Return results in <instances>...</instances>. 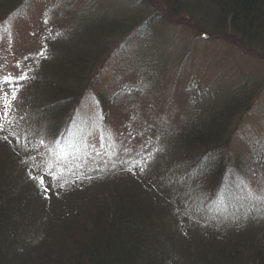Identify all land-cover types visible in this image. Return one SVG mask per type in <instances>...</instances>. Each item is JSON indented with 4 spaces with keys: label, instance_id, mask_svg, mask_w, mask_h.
<instances>
[{
    "label": "rangeland",
    "instance_id": "1",
    "mask_svg": "<svg viewBox=\"0 0 264 264\" xmlns=\"http://www.w3.org/2000/svg\"><path fill=\"white\" fill-rule=\"evenodd\" d=\"M28 1L0 22V95L11 99L19 84L29 83L17 88L9 116L0 119V138L14 137L20 146L8 157L14 178L24 174L23 189L43 198L35 235L61 227L64 219L56 215L68 212V202L73 209L105 196L107 183L155 195L167 214L178 211L177 228L194 216L191 250L205 243L204 216L232 229L247 211H264L263 53L217 26L201 0L172 1V7L168 0ZM103 20L120 24L121 33L108 39L93 71L76 80L81 92L67 101L69 112L42 109L46 102L32 87L51 75L47 66L59 65L65 41L76 43L79 32ZM22 74L29 80L18 79ZM6 77L12 79L5 83ZM250 91H255L250 104L224 138L227 174L210 202L193 182L212 158L197 167L181 162L178 135L188 120L220 111L230 97ZM9 143L13 149L15 142ZM159 153L166 159L159 160ZM45 189L50 194L43 197Z\"/></svg>",
    "mask_w": 264,
    "mask_h": 264
},
{
    "label": "trees",
    "instance_id": "2",
    "mask_svg": "<svg viewBox=\"0 0 264 264\" xmlns=\"http://www.w3.org/2000/svg\"><path fill=\"white\" fill-rule=\"evenodd\" d=\"M172 1L180 0H168L166 4L172 7ZM28 2L0 0V22ZM200 2L213 14L217 26L229 28L246 46L264 54V0ZM119 28L120 24L115 21L94 22L79 32L76 43L73 38L65 41L62 52H58L60 59L56 63L59 65L47 66L51 75L32 87L36 88L40 100L46 102L42 109L60 112L63 108L62 113L69 112L67 101L81 92L77 81L80 83L83 79L82 72L93 71L109 44L108 39L121 33ZM27 85V82L21 83L16 89ZM254 92L230 97L226 104H221L220 111L200 113L188 120L189 124L178 135L181 162L196 166L209 156L212 158L200 181L193 182L210 202L218 198L225 183L224 138L228 127L248 107ZM62 102L67 106L61 107ZM10 139L0 138L3 147L0 150V264H264V211H247L241 215V221L232 224V229L221 227L219 219L204 216L200 232L206 233L202 238L205 243L199 250H191L197 228L191 220L194 216L188 215L191 219L183 223V229L177 228L182 220L178 211L167 214L162 200L157 201L155 195H146L128 184L114 189L107 183L109 189L105 196L87 199L73 209L66 197L68 212L62 210L56 215L63 217L64 223L51 228V234L39 237L34 233V224L42 207L39 204L42 197L23 189L24 174L14 178L15 166L11 168L13 164L8 157L20 146L12 135ZM13 141L15 149L9 143ZM159 155V160L165 158L164 154ZM74 190L75 187H70V191ZM43 191L45 195L40 193L43 197L49 196L50 193ZM196 209L195 216L200 215L202 209ZM185 227H190L191 232L184 230ZM44 232L48 233L49 229Z\"/></svg>",
    "mask_w": 264,
    "mask_h": 264
},
{
    "label": "snow or ice",
    "instance_id": "3",
    "mask_svg": "<svg viewBox=\"0 0 264 264\" xmlns=\"http://www.w3.org/2000/svg\"><path fill=\"white\" fill-rule=\"evenodd\" d=\"M45 23H47V21H45ZM10 79H12V77H6L4 82L6 83ZM18 79L27 80L28 77L26 74H22L20 77H18ZM16 91H18V89H15L12 91L11 99L8 98L7 94L0 95V104H2V107H3V113H2V116H0V119H7V117L9 116L10 109L13 106L12 101H14L16 99ZM2 129H3V125L0 124V130H2ZM141 171H143V168H141ZM41 183H43V181H41ZM45 191H46V189H45Z\"/></svg>",
    "mask_w": 264,
    "mask_h": 264
}]
</instances>
